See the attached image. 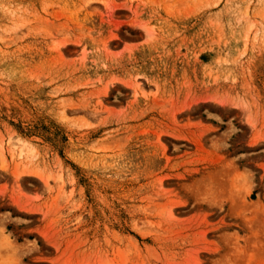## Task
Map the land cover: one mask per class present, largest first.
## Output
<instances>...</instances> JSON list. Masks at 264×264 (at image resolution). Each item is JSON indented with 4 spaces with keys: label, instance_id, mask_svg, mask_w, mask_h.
I'll use <instances>...</instances> for the list:
<instances>
[{
    "label": "rangeland",
    "instance_id": "1",
    "mask_svg": "<svg viewBox=\"0 0 264 264\" xmlns=\"http://www.w3.org/2000/svg\"><path fill=\"white\" fill-rule=\"evenodd\" d=\"M0 264H264V0H0Z\"/></svg>",
    "mask_w": 264,
    "mask_h": 264
},
{
    "label": "bare ground",
    "instance_id": "2",
    "mask_svg": "<svg viewBox=\"0 0 264 264\" xmlns=\"http://www.w3.org/2000/svg\"><path fill=\"white\" fill-rule=\"evenodd\" d=\"M27 145V144H26ZM25 147V146H24ZM248 193V192H247Z\"/></svg>",
    "mask_w": 264,
    "mask_h": 264
}]
</instances>
